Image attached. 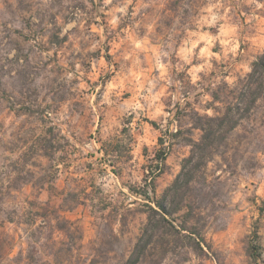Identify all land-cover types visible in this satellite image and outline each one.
<instances>
[{"label": "rangeland", "instance_id": "374dc122", "mask_svg": "<svg viewBox=\"0 0 264 264\" xmlns=\"http://www.w3.org/2000/svg\"><path fill=\"white\" fill-rule=\"evenodd\" d=\"M263 50L264 0H0V264H122L154 205L129 186L166 149L161 196L201 137L194 111H222L213 91ZM234 139L195 181L212 249L184 264H264L248 250L263 107Z\"/></svg>", "mask_w": 264, "mask_h": 264}, {"label": "trees", "instance_id": "16d2710c", "mask_svg": "<svg viewBox=\"0 0 264 264\" xmlns=\"http://www.w3.org/2000/svg\"><path fill=\"white\" fill-rule=\"evenodd\" d=\"M212 97L225 104L223 110L213 115L194 111V128L201 130V137L190 139L191 153L185 157L180 173L161 196L154 199L149 192L155 190L156 177L166 164V149H158L154 153L153 163L147 169L146 190L129 186L130 190L153 199L154 205L147 204L146 220L122 264H164L172 258H176L177 264H184L190 259L191 252L207 254L206 248L212 249L203 235L200 220L204 209L201 204H196L200 201L194 198L193 188L199 173L210 161L218 156L226 158L229 150L239 149V145H234L236 131L259 107L264 109V50L253 61L251 70L237 83L233 86L221 83ZM180 133L181 128L171 134L177 136ZM60 134L55 126H48L38 139L49 157L53 156L54 141ZM165 142L161 137L160 144ZM254 240L250 241L249 253L264 262Z\"/></svg>", "mask_w": 264, "mask_h": 264}, {"label": "crops", "instance_id": "0c3cea01", "mask_svg": "<svg viewBox=\"0 0 264 264\" xmlns=\"http://www.w3.org/2000/svg\"><path fill=\"white\" fill-rule=\"evenodd\" d=\"M257 188L254 191L256 196L252 197L251 201L254 207H258L257 212H254V223H256V220H260L261 223H257L254 227V234H257V236H253V239H255L254 243L259 245V251L264 258V181Z\"/></svg>", "mask_w": 264, "mask_h": 264}]
</instances>
